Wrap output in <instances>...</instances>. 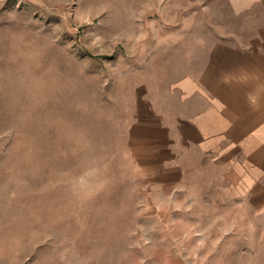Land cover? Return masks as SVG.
Listing matches in <instances>:
<instances>
[{
  "label": "rangeland",
  "instance_id": "374dc122",
  "mask_svg": "<svg viewBox=\"0 0 264 264\" xmlns=\"http://www.w3.org/2000/svg\"><path fill=\"white\" fill-rule=\"evenodd\" d=\"M216 3L0 0V264H264L221 176L137 165L136 122L229 37Z\"/></svg>",
  "mask_w": 264,
  "mask_h": 264
},
{
  "label": "crops",
  "instance_id": "0c3cea01",
  "mask_svg": "<svg viewBox=\"0 0 264 264\" xmlns=\"http://www.w3.org/2000/svg\"><path fill=\"white\" fill-rule=\"evenodd\" d=\"M216 2L231 17L229 37L171 81L136 122L150 136L143 137L147 162L137 165L151 182L172 187L218 174L260 217L264 248V0Z\"/></svg>",
  "mask_w": 264,
  "mask_h": 264
}]
</instances>
